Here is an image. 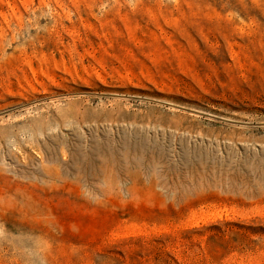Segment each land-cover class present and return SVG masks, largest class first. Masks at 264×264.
I'll return each mask as SVG.
<instances>
[{"label": "rangeland", "instance_id": "rangeland-1", "mask_svg": "<svg viewBox=\"0 0 264 264\" xmlns=\"http://www.w3.org/2000/svg\"><path fill=\"white\" fill-rule=\"evenodd\" d=\"M0 264H264V0H0Z\"/></svg>", "mask_w": 264, "mask_h": 264}]
</instances>
